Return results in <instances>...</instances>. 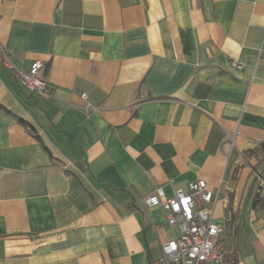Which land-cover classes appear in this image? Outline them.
I'll use <instances>...</instances> for the list:
<instances>
[{"label": "crops", "instance_id": "obj_1", "mask_svg": "<svg viewBox=\"0 0 264 264\" xmlns=\"http://www.w3.org/2000/svg\"><path fill=\"white\" fill-rule=\"evenodd\" d=\"M0 15L15 67L42 63L53 88L0 62V264H152L180 230L145 198L200 179L238 263L264 264V160L244 154L264 144V0H7Z\"/></svg>", "mask_w": 264, "mask_h": 264}, {"label": "built area", "instance_id": "obj_2", "mask_svg": "<svg viewBox=\"0 0 264 264\" xmlns=\"http://www.w3.org/2000/svg\"><path fill=\"white\" fill-rule=\"evenodd\" d=\"M6 1L0 0V3ZM12 57L13 51L0 45V62L21 86L46 97L52 96L53 88L40 77L42 63L36 62L29 72H22L15 67ZM259 57L264 63V46ZM234 65L238 69L243 67L238 63ZM212 201L213 193L201 179L189 182L187 190L176 189L172 197H166L162 187H157L145 198L148 207H162L167 223L180 230V235L163 246L162 256L152 264H239L236 251L222 238L224 228L212 220L209 207Z\"/></svg>", "mask_w": 264, "mask_h": 264}, {"label": "trees", "instance_id": "obj_3", "mask_svg": "<svg viewBox=\"0 0 264 264\" xmlns=\"http://www.w3.org/2000/svg\"><path fill=\"white\" fill-rule=\"evenodd\" d=\"M19 121L21 123H25L23 120L19 119ZM264 153V144L260 145V147L256 148V149H253V150H249V151H246L244 154L249 157V158H252V157H256L258 158V156L260 154ZM264 160V158L262 159ZM264 173V172H263ZM263 173L261 172V176H263ZM260 205V199H259V196H256L255 197V200L253 201V206L254 208H257L258 206Z\"/></svg>", "mask_w": 264, "mask_h": 264}, {"label": "rangeland", "instance_id": "obj_4", "mask_svg": "<svg viewBox=\"0 0 264 264\" xmlns=\"http://www.w3.org/2000/svg\"><path fill=\"white\" fill-rule=\"evenodd\" d=\"M264 158V153L260 154V159L262 160Z\"/></svg>", "mask_w": 264, "mask_h": 264}]
</instances>
